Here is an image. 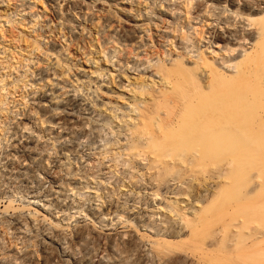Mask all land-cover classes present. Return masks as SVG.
Listing matches in <instances>:
<instances>
[{"label":"rangeland","instance_id":"obj_1","mask_svg":"<svg viewBox=\"0 0 264 264\" xmlns=\"http://www.w3.org/2000/svg\"><path fill=\"white\" fill-rule=\"evenodd\" d=\"M9 1L12 5L0 7V99L4 100L0 105V230L7 232L6 241L19 246L24 241L4 222L6 202L12 199L15 207L26 205L52 185L43 165L33 168L26 180L10 176L9 171L15 144L21 140L20 124L28 123L25 114L37 111L34 100L60 75L88 81L86 86L80 83V89L94 102L87 127L95 133L73 145L61 176L64 191L57 201L47 210L40 201L34 205L50 228L64 232L69 256L62 257L61 248L39 227H30L34 250L30 264H58L61 259L65 264H203L206 255L213 264H222L213 255L218 250L215 240L208 235L195 241L185 225L183 215L187 219L195 207L190 186L175 180L176 176L160 183L158 169L169 160L129 150L140 97L145 99L148 90L162 86L160 75L152 69H171L181 54L187 55L181 47L188 43L205 49V40L195 32L207 25L202 17L189 15L188 0H79L80 9L59 0L62 14L55 7L58 0ZM99 74L105 78L103 85L97 81ZM14 77L19 86L27 77L29 87L2 91ZM30 128L40 132L39 127ZM73 136L77 135L70 132L69 138ZM60 150L59 145L50 147L46 161L60 160ZM236 204L229 210H235ZM232 240H227L228 246Z\"/></svg>","mask_w":264,"mask_h":264},{"label":"bare ground","instance_id":"obj_2","mask_svg":"<svg viewBox=\"0 0 264 264\" xmlns=\"http://www.w3.org/2000/svg\"><path fill=\"white\" fill-rule=\"evenodd\" d=\"M67 1L75 9L83 6L79 0ZM215 1L188 0L189 15L196 14V19L202 17L207 24L195 28L197 38L205 40V49L188 43L181 47L187 55L181 54L171 69H152L160 75L162 86L148 90L145 99L140 97L129 150L169 160L158 169L160 183L176 176L175 180L193 190L195 207L187 219L183 215L192 239L200 242L212 237L218 247L213 255L222 264H264V0ZM11 3L0 0V7ZM55 7L63 13L59 0ZM215 26L218 30L213 31ZM26 75L30 77L29 72ZM97 77L103 85L104 76ZM15 78L9 85L3 84L2 91L29 87L27 77L22 86ZM52 82L34 100L37 111L25 114L28 123L20 124L21 140L15 144L9 171L10 176L26 180L33 168L43 165L52 185L26 205L15 207L12 199L6 202L4 222L24 241L22 246L7 242V232L0 230V264L34 262L30 227H39L61 248L62 257L69 256L64 232L50 228L34 205L40 201L47 210L64 191L61 176L73 145L95 133L87 127L94 102L81 93L80 83L86 86L87 80L71 81L58 75ZM3 102L0 99V105ZM30 126L39 127L40 132ZM70 132L77 136L69 138ZM55 145L61 147L62 158L49 163L46 156ZM233 203H237L235 210L230 211ZM230 239L233 244L228 246ZM51 257L56 258L54 253ZM208 257L203 264H213ZM65 262L61 259L58 264Z\"/></svg>","mask_w":264,"mask_h":264}]
</instances>
